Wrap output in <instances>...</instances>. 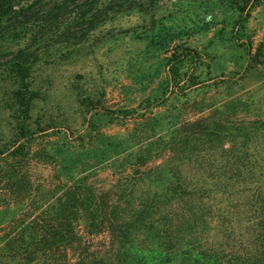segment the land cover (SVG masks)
<instances>
[{"label": "trees", "instance_id": "trees-1", "mask_svg": "<svg viewBox=\"0 0 264 264\" xmlns=\"http://www.w3.org/2000/svg\"><path fill=\"white\" fill-rule=\"evenodd\" d=\"M100 1L0 0V41L30 42L3 62L18 82L14 106L22 113H12L14 138L0 145V206L22 210L1 229L0 264H264V177L257 165L264 114L250 119L248 103L232 94L166 132V147L154 144L155 124L142 116L133 141L105 146V168L32 181L33 165L57 167L52 149L35 148L47 129L26 124L24 76L37 57L30 45L52 34L84 39L104 21ZM254 50L260 68L264 41ZM143 251L150 263L139 257Z\"/></svg>", "mask_w": 264, "mask_h": 264}, {"label": "rangeland", "instance_id": "rangeland-1", "mask_svg": "<svg viewBox=\"0 0 264 264\" xmlns=\"http://www.w3.org/2000/svg\"><path fill=\"white\" fill-rule=\"evenodd\" d=\"M97 9L104 21L84 39L52 34L30 45L37 57L24 76L31 102L23 113L29 129H47L35 148L52 149L57 167L33 165L34 183L105 168L111 163L105 146L133 141L142 116L155 124L154 144L166 147V132L231 94L248 103L250 119L264 114V65L252 57L264 41V0H101ZM29 43L0 41L1 146L14 138L12 113H22L14 106L18 82L3 62ZM258 142L264 177V137ZM21 210L0 206V247L1 229ZM139 257L151 262L146 251Z\"/></svg>", "mask_w": 264, "mask_h": 264}]
</instances>
